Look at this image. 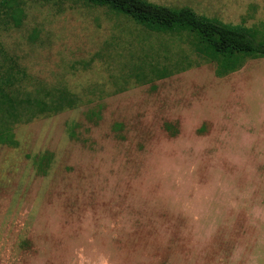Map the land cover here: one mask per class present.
Listing matches in <instances>:
<instances>
[{
    "label": "rangeland",
    "instance_id": "rangeland-1",
    "mask_svg": "<svg viewBox=\"0 0 264 264\" xmlns=\"http://www.w3.org/2000/svg\"><path fill=\"white\" fill-rule=\"evenodd\" d=\"M148 1L264 34V0ZM215 68L84 0H0V75L83 101L0 139V264H264V58Z\"/></svg>",
    "mask_w": 264,
    "mask_h": 264
},
{
    "label": "trees",
    "instance_id": "trees-1",
    "mask_svg": "<svg viewBox=\"0 0 264 264\" xmlns=\"http://www.w3.org/2000/svg\"><path fill=\"white\" fill-rule=\"evenodd\" d=\"M91 6L106 7L122 15L145 30L173 36H185L200 59L214 63L215 74L223 78L240 70L247 60L264 58V34L253 27L224 23L199 15L189 7L175 8L148 0H84ZM9 4V3H8ZM13 17L20 22L21 8L13 9ZM192 63L177 60L175 71H185ZM152 73L143 68L134 77L140 83L165 79L174 73L169 67L151 66ZM26 73L8 71L0 75V139L13 129L42 117L60 114L80 106L82 99L66 87H38L28 90L17 85Z\"/></svg>",
    "mask_w": 264,
    "mask_h": 264
}]
</instances>
